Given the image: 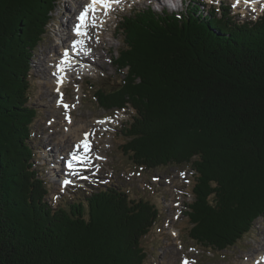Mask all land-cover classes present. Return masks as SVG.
<instances>
[{"label": "trees", "instance_id": "obj_1", "mask_svg": "<svg viewBox=\"0 0 264 264\" xmlns=\"http://www.w3.org/2000/svg\"><path fill=\"white\" fill-rule=\"evenodd\" d=\"M56 1L0 0V264H143L154 204L116 185L85 204L46 199L29 69ZM184 5L121 16L111 62L122 78L94 98L105 111H134L118 146L133 165L193 169L187 236L221 251L264 216V13L239 22L226 2L219 15L203 14V0Z\"/></svg>", "mask_w": 264, "mask_h": 264}, {"label": "rangeland", "instance_id": "obj_2", "mask_svg": "<svg viewBox=\"0 0 264 264\" xmlns=\"http://www.w3.org/2000/svg\"><path fill=\"white\" fill-rule=\"evenodd\" d=\"M80 1H56L55 9L52 12V22L48 25L43 40L31 57L29 73L32 88L29 103L37 109L36 119L32 126V145L35 152V165L47 181L49 192L46 199L51 204L57 205L58 203L67 202V200H77V198L82 197L80 201L85 204L83 198L85 194L98 190L103 185H116L122 188L129 197L143 198L154 204L159 211L158 218L149 233L141 240L147 253L143 264H180L184 257L187 258L190 264H239L243 262L244 255H249L258 249L259 244H264V216L256 218L249 231L235 245L221 251L202 247L187 236L189 222L185 213V204L193 198L190 192L193 181L192 172L186 167H176L175 165L161 166L150 171L141 170L133 165L118 148L119 144L124 141L120 129L126 122L131 120L134 111L131 107L117 111H105L97 105L94 98L99 88H114L122 78V75L117 72L116 67L111 62L112 56L122 46V35L118 32L116 37L110 40L112 45L110 53H106L104 57L105 69L102 71V69L97 68L87 70L88 67L80 68L81 70L74 68L76 73L73 72L68 77V83L64 87L65 99L72 104L71 115L76 122V127L82 123L84 126L81 131L85 130L91 133L93 145L88 154H91V160H95L93 165L96 168L89 170L86 174L79 173V171H84L83 169L75 171L71 174L72 177H69L68 173H64L74 185L72 183L66 186L61 185V179L64 175L61 174V169H64L67 158L59 155L58 138L62 133L61 129H63L66 122L68 111L65 110L62 104L61 106L52 105V101H57L58 95L53 88L50 89L52 92H49L51 95H47L48 84L56 78L55 68H52L54 64H52V67L46 64L52 75L51 73L46 74V72L41 74L37 69V64L40 63L42 53H46L52 45L59 43V36H63V34H59L58 31L62 29V33H64V29L68 25L67 31L71 29L73 23L68 24L67 22L68 16H71L68 11H72L75 21L78 15L77 12L82 7L76 8V11H73V9L75 4L76 6L79 5ZM223 1L231 8L230 3H232V0ZM244 1L245 3L241 4V0H234L233 8L230 9V13L234 14L232 16L234 20L239 22L249 21L264 12V2H262V5L258 3V6H254L255 0ZM148 2L149 0H130L116 10H109L107 17L112 18L110 28L116 30L115 26L123 14L134 9L145 8L148 6ZM217 3L218 0H215L213 4ZM245 5H250V13L246 12L247 14H245L243 12ZM203 7L202 13L205 14L208 6L204 5ZM152 9L159 11L156 8ZM184 9L185 5L183 3L178 11H184ZM215 10L219 15V8L215 7ZM105 16L103 13L104 18ZM57 33L58 36H56ZM105 37L110 38L109 32L105 33ZM82 38L86 42L88 41L87 37ZM67 43L69 44L68 41ZM51 52H53V49ZM46 61L47 58L43 62ZM42 67H45L44 64ZM82 73L88 74L82 76ZM101 120L105 122L103 124L108 125L106 128L100 126L102 125L99 123ZM65 138L67 136L61 137L60 140H66ZM68 142L66 141V144ZM50 155H52V158ZM96 156L102 157L104 161L98 163ZM53 161L57 163L58 168L52 169L50 167ZM184 174L187 179L190 178L188 181L191 184L180 178ZM84 176H88V179ZM153 176L158 180H155ZM179 183H182V185L179 186ZM177 213H179V216L178 219H175L174 216ZM169 227L177 230L176 237L169 233Z\"/></svg>", "mask_w": 264, "mask_h": 264}, {"label": "bare ground", "instance_id": "obj_3", "mask_svg": "<svg viewBox=\"0 0 264 264\" xmlns=\"http://www.w3.org/2000/svg\"><path fill=\"white\" fill-rule=\"evenodd\" d=\"M88 2H89V0H81L79 2V5L76 6V4H75L73 11H76V8L82 7L77 12L78 13L77 17L80 15L81 11L84 9V7L86 6V4ZM262 2H264V0H261V1L255 0V2H254L255 4H253V5L258 6V3H261V5H262ZM253 8H255V7H253ZM114 10H116V9H114ZM68 12L71 14V16H68L67 22H68V24L73 23L71 29H69L70 32L67 31L69 25L66 26L65 29L63 28L65 30L64 33H62L63 32L62 29H61V31H58L59 34H63V36H59V43L57 45H52L48 49L49 51H47L46 53H42L41 57H40V63L37 64V69L39 72H41V74L46 72V74L51 73V75H52V72H50L48 70V67L46 66V64H48L50 67H52V64H54V66L52 68H55L59 65H62L65 68V77L63 80L58 79V73L59 72H57V78H55L54 80H51L50 83L48 84V93H47L48 96L51 95V93H49V92H52V91H50V89H52V88L54 90H56V92H58L57 101H52L53 106H61V104L63 106H65L64 104L68 101V100L66 101L65 96H64V92H65L64 87L68 83V77H70V75H72L73 72L76 73L74 71V68L81 70L80 67L84 66L85 68L88 67L87 70L97 68V69H102V71H103V69H105L106 65L104 64V57L106 56V53H110L111 46H112L110 40L112 38H115L116 34H117L116 30L110 28L111 27L110 23L112 22V18L107 17V15L104 18L103 17L104 12L102 11V12L97 14V16H99L98 18H96V19L93 18L91 20V22H89V25H88L87 31H86L88 41L86 42L83 38H80V36L75 35V33L73 32L74 26L79 21L77 20V17L75 18L76 20L74 21V19H73L74 15H72V11L69 10ZM263 13L261 15H259L258 17L262 16ZM258 17H256L255 19H252V21L256 20ZM100 20H101V22H100ZM93 21L95 22V26L92 25ZM249 21H251V20H249ZM107 32H109V34H110V38H108V39L105 37V33H107ZM58 33L56 34V36L59 35ZM60 37H62L61 40H60ZM76 40H83L84 41L83 48L85 51H87V54H85L84 51L79 52V54H77V55L74 54V56H76L75 58L79 61V63L77 65L72 66L70 64H66L65 62L60 63L61 62L60 60L63 57V52L66 49H68L69 47L73 48L72 47L73 41H76ZM67 41L69 42V44L67 43ZM87 48L90 49V51H88ZM52 49H53V52H51ZM69 53L73 55L72 52H69ZM45 58H47V61L43 62L45 60ZM43 64L46 68L42 67ZM45 78H47V77H45ZM71 110H72V104L70 102V106L67 109L68 113L66 114V115H68V118L70 119V121L66 118V122L63 125V129H61L62 133L58 138L59 139V150H58V152H59V155L66 156V158H68L67 163L71 162L72 164H74L71 155L80 154L84 158V162H85L84 165H89L88 163L90 161L88 160V157L90 154H88V153H89L90 149L92 148L91 146L93 145L92 144V138L90 135L89 139H88L90 148H89V151L87 153H85L82 149H80V150L76 149L75 146L84 139V137H85L84 133L88 132V131H85V130L81 131V128L84 126V124H82V123L76 127V125H75L76 122L74 121V118L71 115ZM99 123H100V121H99ZM101 124L102 125H100V126H104L105 128H106V126H108L107 124H103V123H101ZM66 136H67V138H65L66 140H63V139L60 140L61 137H66ZM66 141H69V142L66 144ZM50 157L52 158V155H50ZM96 157H97L98 163H100L101 161H104L102 159V157H100V156H96ZM56 164L57 163L55 161H53L51 163L50 167L52 169H56V168H58ZM65 166H66V164H65ZM164 167H166V166H164ZM81 169L89 170V168H87L86 166H81V168H78V170H75V171L77 172ZM64 173H65V169H61V174H64ZM66 177H67L66 174H64L61 181L62 180L65 181V180L70 179V178H68V177L66 178ZM185 206H186V204H185ZM175 217L176 216H174V218ZM168 230H169V233H171L174 237L177 236V230L176 229H174V228L170 229V227H169ZM262 257H264V244H259L258 249L251 252L249 255H244V257H243L244 261L242 260L243 262H240L239 264H264V259H261ZM185 260H187V258L184 257L181 260L180 264H183V261H185Z\"/></svg>", "mask_w": 264, "mask_h": 264}, {"label": "snow or ice", "instance_id": "obj_4", "mask_svg": "<svg viewBox=\"0 0 264 264\" xmlns=\"http://www.w3.org/2000/svg\"><path fill=\"white\" fill-rule=\"evenodd\" d=\"M113 3H119V0H89V2L84 7L83 11H81L80 15L77 17V20L79 22L74 26V29H73V32L75 33V35L87 36V32L85 31V29L89 25V15L90 14L94 15L99 10L97 8L98 5H99V8L103 10L104 15H107V13L111 9V5ZM92 25L95 26L94 21L92 22ZM83 44H84L83 40H76L73 42L72 47L74 49H78L79 51H84L85 54H87V51H85L83 48ZM88 51H90V50H88ZM65 56H67V53H65ZM61 71H62V69H61ZM100 123H103V121H100ZM88 135L89 134H85L84 139L75 146L77 150L82 149L85 153H87L89 151L90 146H89V142L87 139ZM72 160L77 161L79 163L84 162L80 157H78L76 155H72ZM67 167L71 170L73 168V164L71 162H69ZM181 175H183V173H181ZM64 183L68 184V183H70V181L65 180ZM261 259H264V257H262ZM183 264H190V262L185 260V261H183Z\"/></svg>", "mask_w": 264, "mask_h": 264}]
</instances>
